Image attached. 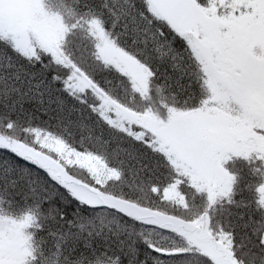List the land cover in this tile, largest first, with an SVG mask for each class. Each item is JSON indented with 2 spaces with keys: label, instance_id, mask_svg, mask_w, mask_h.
I'll list each match as a JSON object with an SVG mask.
<instances>
[{
  "label": "snow or ice",
  "instance_id": "obj_1",
  "mask_svg": "<svg viewBox=\"0 0 264 264\" xmlns=\"http://www.w3.org/2000/svg\"><path fill=\"white\" fill-rule=\"evenodd\" d=\"M0 264H264V0H0Z\"/></svg>",
  "mask_w": 264,
  "mask_h": 264
}]
</instances>
